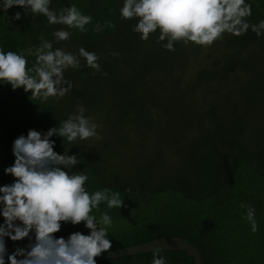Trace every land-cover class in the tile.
Listing matches in <instances>:
<instances>
[{"label":"trees","instance_id":"obj_1","mask_svg":"<svg viewBox=\"0 0 264 264\" xmlns=\"http://www.w3.org/2000/svg\"><path fill=\"white\" fill-rule=\"evenodd\" d=\"M246 2L252 5L249 22L264 20V0ZM72 4L93 18L86 33L49 25L42 15L11 20L16 12L23 16L19 6L7 10V23L0 11L4 51L39 46L41 36L54 41L53 31L66 29L71 38L54 42V47L73 53L83 47L101 57V72L93 74L82 58L79 69L65 72L74 87L62 99L42 103L23 88L0 84L1 182H13L4 169L14 162L12 144L19 135L58 127L82 104L85 115L102 125L97 129L102 139L77 141L83 145L55 135L51 139L58 154L68 150L81 156L72 171L89 176L88 191L121 192L126 207L108 209L102 203L92 213L97 219L101 212L113 218L110 251L179 236L198 250L202 264H264V35L257 37L249 29L239 37L225 33L211 46L176 42L175 51H168L163 46L167 40L157 42L159 29L143 41L133 31L137 21L121 19L123 0H51L56 10ZM105 21L116 28L92 30ZM205 49L208 59L184 74ZM27 60L32 67L35 57ZM198 90L201 97H194ZM241 203L256 209V233ZM3 219L0 216V224ZM74 232L89 234L83 222H61L55 234L67 239ZM5 241L8 254L29 243ZM154 255L164 257L166 264H193L192 257L180 251L96 262L152 264Z\"/></svg>","mask_w":264,"mask_h":264},{"label":"clouds","instance_id":"obj_2","mask_svg":"<svg viewBox=\"0 0 264 264\" xmlns=\"http://www.w3.org/2000/svg\"><path fill=\"white\" fill-rule=\"evenodd\" d=\"M13 6L22 8L23 16L16 12L11 20L42 15L49 25H66L67 29L75 28L80 33H86V26L93 20L75 4L56 10L51 7V0H2L0 11L5 13L7 23H11L7 10ZM251 15L252 5L246 0H123L120 8L122 20L137 21L133 31L140 34L141 40L147 41L159 29L157 42L167 40L163 46L168 51H175L176 42L211 46L225 33L239 37L251 29L257 37L264 35V20L252 24L248 20ZM105 25L116 28L114 22L105 21L94 24L92 30L101 32ZM71 35L69 30L59 29L52 33L54 41L41 36L39 46L19 52L0 48V81H3L0 84L11 85L12 90L23 88L34 99L46 103L49 98L62 99L72 91L73 82L66 78L65 72L79 69L81 58L94 70L93 74L101 72V57L97 53L83 47L78 53L54 47V42L67 41ZM27 56L35 57L32 67L27 66ZM85 112L80 104L58 127L43 133L29 129L27 136L21 134L13 141L15 159L4 173L14 179L11 184L0 186V216L4 218L0 224V264H6L5 257L7 264H97L96 257L110 252L112 241L108 236L113 218L101 212L97 219L92 213L94 209L99 211L102 203L108 209L126 207L121 192L110 188L88 191L85 185L89 176L84 171H72L81 163V156L69 155L68 150L58 154L51 139L55 135L72 145L102 139L97 131L102 125ZM240 207L246 208L245 219L256 233L259 230L256 209L244 203ZM61 222L72 225L83 222L89 234L74 232L67 239L57 238L54 234L61 230ZM6 237L11 241L28 239L29 243L8 254ZM152 264H166V260L154 255Z\"/></svg>","mask_w":264,"mask_h":264},{"label":"water","instance_id":"obj_3","mask_svg":"<svg viewBox=\"0 0 264 264\" xmlns=\"http://www.w3.org/2000/svg\"><path fill=\"white\" fill-rule=\"evenodd\" d=\"M0 186H4L1 180H0ZM54 235L55 237L59 238L56 234ZM156 249H160L159 251L184 252L188 256L192 257L193 264H202L201 256L198 250L190 242L179 236H163V237L155 238L141 244L112 250L110 252H104L95 259L96 261L107 260V259H118L127 256L154 252L156 251Z\"/></svg>","mask_w":264,"mask_h":264},{"label":"rangeland","instance_id":"obj_4","mask_svg":"<svg viewBox=\"0 0 264 264\" xmlns=\"http://www.w3.org/2000/svg\"><path fill=\"white\" fill-rule=\"evenodd\" d=\"M206 50H207V49H205L204 51H202V52L197 56V60L193 61V62L189 65V68L186 70V72H185L184 74L188 73V72L190 71L191 68H192V70H193V69L195 68V66H198V65L202 64L203 62H205V61L208 59L207 56H206L207 54H205ZM210 52H211V51H210ZM217 52H218V51L215 52V55H216ZM209 57H212V55L210 54ZM190 67H191V68H190ZM181 81H182V80H181ZM182 85H184V84L182 83ZM189 85H190V86H193L194 83L191 82ZM194 97H201V93L199 92V90H198V92L194 95ZM91 143H93V142H91Z\"/></svg>","mask_w":264,"mask_h":264}]
</instances>
